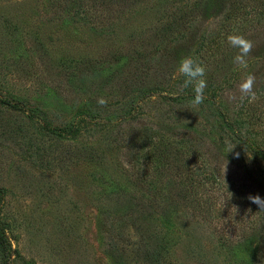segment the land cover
<instances>
[{
    "label": "rangeland",
    "instance_id": "rangeland-1",
    "mask_svg": "<svg viewBox=\"0 0 264 264\" xmlns=\"http://www.w3.org/2000/svg\"><path fill=\"white\" fill-rule=\"evenodd\" d=\"M215 1L217 8L211 6ZM229 1L248 6L228 8ZM257 4L256 0H0V99H19L26 109L0 104L4 191L0 218L11 246L9 256L0 251V264H141L145 251H133L137 238L131 231L124 252L113 243L119 241L124 225L140 229L167 264H241L230 247L235 249L254 230L258 242L259 235L264 236V224L256 225L258 206L247 199L257 194L263 199L253 178L255 164L240 165L231 145L224 154L211 152L208 165L219 183L192 192L187 188L174 206L164 205L168 210L149 200L145 210L135 204L138 195L133 192V184H141L128 181H135L139 169L147 181L156 173L148 162L134 159L130 148L115 149L114 135L129 126L113 123L108 134L102 121L120 110L130 86L150 90L162 85L167 96L140 101L133 125L205 129L199 109L183 98L168 97L185 93L176 84L181 73L171 63L172 56L197 44L202 50L193 54L206 68V81L221 85L218 100L232 110L241 102L238 85L243 79L254 75L256 91L264 75V7L255 11ZM175 24L187 26L179 35H169V25ZM229 35L253 42L247 69L233 63L238 50L227 43ZM167 44L171 50H164ZM100 98L107 104L99 105ZM78 105L94 107L101 121L85 126L75 139L52 136L37 118L28 116L29 108H37L51 125L64 126L74 120ZM85 153L101 154L103 160L90 167ZM177 159L182 173L175 169L170 177L164 170L166 177L160 182L172 180L180 188V179L189 185L194 164L188 158ZM116 165L132 176L120 178L114 172ZM105 175L113 182L108 183ZM261 251L263 257L254 264H264Z\"/></svg>",
    "mask_w": 264,
    "mask_h": 264
},
{
    "label": "trees",
    "instance_id": "trees-1",
    "mask_svg": "<svg viewBox=\"0 0 264 264\" xmlns=\"http://www.w3.org/2000/svg\"><path fill=\"white\" fill-rule=\"evenodd\" d=\"M256 2L258 3L257 6L253 7L255 11L260 6L264 7V0H256ZM226 4L228 5V8L237 7L246 9L248 6L245 4V6L243 4L242 6H238L232 1H229ZM217 5L218 2L216 1L211 3V6H216L215 8L219 7V5ZM209 9H211V7H209ZM185 26L177 24L174 26L169 25V35H179L181 33L180 29ZM200 46L197 44L191 49L176 51L172 56L171 63L179 66V62L185 57H191L200 63L202 61H200V57L193 54H197L202 50V45ZM167 47L168 44L164 47V50H171ZM185 52H187V54H185ZM206 63L208 66L210 65V61ZM136 77L135 74L132 75V79L128 82L132 84V82L136 80ZM72 79L73 78H71L70 82L74 84ZM184 79L183 75L180 74L175 80L177 82L176 84L179 86L182 85ZM70 86L73 85L70 84ZM75 88L76 87L73 86V90H75ZM129 88L130 89L124 96V102L120 105V110L116 112L115 115L107 117L106 120L102 122L107 130H109V125L116 122L120 128H122V125L124 124L125 127L129 126V129H127L128 131L122 130L114 135L112 142L116 147L115 149H118L119 147L130 148V152H132L131 156L134 157V159L141 158L145 165H147L148 162L149 168L156 173L157 177L147 181V176H143L141 169H139L135 172V181H128L132 184L136 181L141 184V187L138 186L137 183L133 184L134 188L132 187L133 192L138 195L137 202L135 203L136 205L141 204V207L145 209L146 206L149 207V205H146V202L150 200L154 207L164 206L166 203L174 206L178 195H183L185 197V194H187V188H190L189 191L192 192L195 187L200 188L219 183V177L215 173V170L208 165L207 157L208 155H212L213 152L224 154L225 148L229 145L235 147L239 153V158L234 159L240 165H244V167L248 168L247 162H253L255 164L254 167L257 175L253 178L258 183V189L260 194L262 193L261 196L264 199V75L260 81L258 89L256 90L258 98L253 102L240 100L241 102H238L234 107L232 106V110L226 108L224 103L218 100L221 94L219 93L221 85L218 86L213 79L207 78V88L204 93L205 100L199 106H194L196 110L199 109V115L205 123L206 128L203 130L187 126H168L166 124L156 126L145 124L142 126L133 125V120L137 114V109L140 106V101L150 98L151 96L164 97L167 95L164 94L165 89L162 85H155L150 90H143L142 88L138 89L134 86H130ZM183 90L185 93L182 95H170L168 97L170 99L172 98L171 100H179L180 98H183L184 101L193 105L191 102L194 97L192 88L189 87ZM0 104L18 111H26V109L23 110L24 102L19 99H0ZM78 106L75 110L76 117L74 120L64 126L51 125L45 114L41 113L37 108H29L28 116L29 118H31V116L37 118V120L41 122L43 129L52 136L75 139L79 136L81 130L85 126L90 124L93 125L95 124V121H101L99 120L98 114L95 113L96 111L94 110V107L90 108L86 107V105ZM109 133L112 132L109 130L108 134ZM84 156L85 159L89 161L90 167H93V164L99 159L103 160L101 154L85 153ZM183 157L188 158V161H191L194 164V173L192 172L193 175H191L189 185H186V182H184L183 179L179 180L180 188H178L172 180L160 182V179L163 176L162 171L164 170L169 172L170 177L171 171L174 174L175 169L182 173L179 166L176 164V160H178L177 158L182 159ZM248 171L252 170L248 169ZM114 172L115 174L117 172L120 178H130L132 176V172L130 173L128 170L118 167V165L115 166ZM105 177L108 183L113 182L111 176L105 175ZM125 181L127 180L125 179ZM3 193V189L0 188V208L3 202ZM167 208L168 207H165V209ZM150 212L153 211L150 210ZM256 212L259 213V220L256 225L264 224V211H260L259 207H256ZM256 225L254 226L256 227ZM134 227L124 225L122 231L120 230V233L117 236L119 241L113 242L115 243V246L118 247V251L124 252L131 231L137 238L135 239L136 243H134L135 249L133 251H145L143 257L144 260H142L141 264H167L165 257H162L159 252V248L157 246L153 248L152 245L147 242L144 233L140 229H134ZM257 236V232L254 230L251 232V237L246 238L244 242L236 244L237 246L235 249L230 247L231 249L229 250L232 252L233 256L241 260L238 259V263L254 264V262L263 257L261 250L264 249V236L259 235L262 239L260 242L256 239ZM123 241L125 243L121 246L120 243ZM120 246L121 248H119ZM0 251L3 255L8 256L11 252V246L6 236V227L1 218Z\"/></svg>",
    "mask_w": 264,
    "mask_h": 264
},
{
    "label": "clouds",
    "instance_id": "clouds-1",
    "mask_svg": "<svg viewBox=\"0 0 264 264\" xmlns=\"http://www.w3.org/2000/svg\"><path fill=\"white\" fill-rule=\"evenodd\" d=\"M227 43L230 47L237 49V54L233 58V63L239 68L247 69L248 61L247 57L250 55L253 49V42L246 39L243 35H229L227 37ZM179 73L185 78L183 84L180 85L181 90L192 88L194 97L192 98L193 106H199L205 100V89L207 88L206 68L201 63L195 61L191 57H185L181 59L178 67ZM256 77L252 74H248L243 81L238 85V92L240 93L241 101L247 99L249 102L255 101L257 93L254 90ZM97 103L101 106L106 105L107 101L103 98L98 99ZM232 152V150L230 151ZM229 152V153H230ZM234 158H239V153H236ZM228 161L223 166L224 176L227 172ZM247 199L256 204L260 211H264V199L258 194L253 196L249 195Z\"/></svg>",
    "mask_w": 264,
    "mask_h": 264
}]
</instances>
